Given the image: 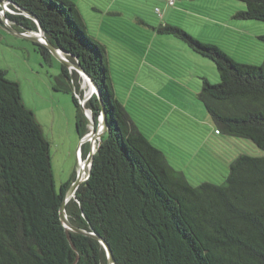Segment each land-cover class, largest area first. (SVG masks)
Returning a JSON list of instances; mask_svg holds the SVG:
<instances>
[{"label":"trees","instance_id":"1","mask_svg":"<svg viewBox=\"0 0 264 264\" xmlns=\"http://www.w3.org/2000/svg\"><path fill=\"white\" fill-rule=\"evenodd\" d=\"M1 1L16 12L7 13L6 19L18 32H37L38 22L45 37L100 89L86 108L98 125L102 102L108 128L87 180L66 205L69 221L100 236L115 264H264V156L239 155L222 184L191 185L143 132L140 123H148L155 112L163 117L158 123H165L172 110L158 107L161 103L136 84V74L116 67L108 37L101 34L112 26L109 22L92 20L100 32L94 36L75 0ZM86 1L97 17L124 15L112 11L113 6L108 9L115 0ZM97 1L106 3L105 8ZM238 1L246 9L235 18L264 23V0ZM153 29L184 40L215 63L220 81L202 78L197 93L215 132L250 140L264 151V63H239L217 45L203 43L169 22ZM257 39L264 44V34ZM37 45L49 63L52 54ZM76 77L62 64L53 89L72 94L82 140L88 121L74 96V87L82 93ZM120 77H125L123 83ZM80 148L85 159L89 147ZM69 187L57 191L42 127L24 104L19 83L0 69V264H108L99 240L63 225L60 208Z\"/></svg>","mask_w":264,"mask_h":264},{"label":"rangeland","instance_id":"2","mask_svg":"<svg viewBox=\"0 0 264 264\" xmlns=\"http://www.w3.org/2000/svg\"><path fill=\"white\" fill-rule=\"evenodd\" d=\"M75 1L80 4L85 19L92 27L91 35L100 34L97 27L91 25L95 23L92 20L104 18L112 25L105 27L101 34L102 38L108 37L106 44L116 67L122 65L125 70L136 74V84L147 89L161 103L158 107L172 110L165 123H158L163 117L155 112L148 123H140V126L152 143L165 153L171 166L182 171L191 185L198 186L202 182L222 184L230 164L239 155L264 156V151L250 140L217 134L212 118L198 100L202 78H208L213 84L220 81L215 63L196 53L184 40L153 29L157 30L161 24L169 22L203 43L217 45L239 63L262 65L264 44L257 36L264 34V23L235 18L238 11L246 9L243 2L115 0L108 9L113 6L112 11L123 12L127 14L125 17H97L88 9L86 0ZM3 2L0 4V22L9 27L12 22L6 19V14L16 12L8 2ZM97 3L99 7L106 5L99 1ZM156 8L160 11L156 12ZM158 14L165 20L160 19ZM22 15L30 18L26 13ZM1 26L0 69L8 79L19 83L24 104L34 112L42 127L49 143L56 189L60 191L61 186H71L78 179L80 169L77 154L81 151L80 147L84 144L89 147L86 158L91 143H95L94 152L97 151L99 136L93 142L85 141L87 135L92 136L94 123L86 103L96 91L91 83L93 92L87 87L83 74L69 68L77 73V84L82 91L79 95V88L74 87V96L78 95V101L81 97V104L86 100L84 107L80 106L88 121L87 134L81 140L76 128L78 108L72 94L53 89L62 63L54 56L46 63L38 52L37 42L6 32ZM123 27L126 28L122 30ZM24 33L35 35L39 30ZM121 41L124 48H121ZM40 44L44 45V40L41 39ZM63 56L68 59L66 55ZM124 78L120 77L119 81L123 83ZM99 124L95 123V126L100 128ZM86 158L82 156L83 161ZM85 173L83 182L87 180L89 167Z\"/></svg>","mask_w":264,"mask_h":264},{"label":"water","instance_id":"3","mask_svg":"<svg viewBox=\"0 0 264 264\" xmlns=\"http://www.w3.org/2000/svg\"><path fill=\"white\" fill-rule=\"evenodd\" d=\"M4 2L0 0V4L2 5ZM30 18H32L30 16ZM33 19V18H32ZM38 25V30L39 33H36L35 35H27L25 33H21L18 32L13 26H1L3 28L4 31L6 32H10L13 34H16L19 37L25 38V39H29L32 41H35L37 43H40L41 39L44 40V45L48 48V50L50 51V53L52 54V56L56 57L64 66L68 67V68H72L78 72H80L81 74H83L85 76V78H87L90 83L92 84L94 90L96 91V94L98 96H100V89L98 88L97 84L95 83V81L88 75L85 73V71L82 69V67L79 64L73 63L71 61H69L68 59H66V57H64L63 55H66L62 50L57 49L44 35L43 29L40 26V24L37 22ZM101 107H102V111H101V115H100V121H99V126H101L100 128H97L95 126V122L93 123V131H92V140L99 136L100 139L102 138V136L106 133L107 128H108V121H107V114L105 111V108L103 106V103L101 102ZM83 140V139H82ZM94 141V140H93ZM95 152L92 148V143H91V150L89 152L88 157L85 160V166L89 167V170L91 169L92 166V158L94 156ZM84 171L80 170V174L78 176V179H76L71 186L68 188V190L66 191L65 195H64V199L60 208V219L63 223V225L65 226V228H67L68 230H71L73 232L76 233H80L82 235H86V236H90L93 237L97 240H99L101 242V244L103 245L106 253H107V258H108V264H115L114 258H113V253L112 250L110 248V246L97 234H95L94 232H88L85 231L83 229H80L76 226H74L68 219L67 214H66V205L67 203L75 197V193L78 189V187L81 185V183H83V175H84Z\"/></svg>","mask_w":264,"mask_h":264},{"label":"bare ground","instance_id":"4","mask_svg":"<svg viewBox=\"0 0 264 264\" xmlns=\"http://www.w3.org/2000/svg\"><path fill=\"white\" fill-rule=\"evenodd\" d=\"M83 78H84L85 83L87 84V87H89V88L91 89V92H93V88H92L90 82L88 81V79L85 78V77H83ZM91 137H92V136H91L90 134L87 135V136L85 137V141H87V142H88V141H91V140H92ZM91 142H93V140H92ZM92 148H93V150L95 149V143L92 145ZM77 158H78L79 169H80V170H83L84 173H85L87 167L85 166V160L83 161V159H82V152H81V151H78ZM85 174H86V173H85ZM85 174H84V176H85Z\"/></svg>","mask_w":264,"mask_h":264},{"label":"built area","instance_id":"5","mask_svg":"<svg viewBox=\"0 0 264 264\" xmlns=\"http://www.w3.org/2000/svg\"><path fill=\"white\" fill-rule=\"evenodd\" d=\"M79 95H81V94H79ZM76 97H78V95H76ZM81 97H79V102H80V104H81ZM85 103H86V100H85V102L84 103H82L80 106L83 108L84 107V105H85Z\"/></svg>","mask_w":264,"mask_h":264}]
</instances>
